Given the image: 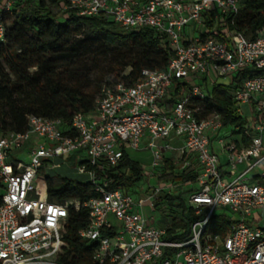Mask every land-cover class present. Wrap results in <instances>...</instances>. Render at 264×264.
<instances>
[{"label":"built area","instance_id":"obj_1","mask_svg":"<svg viewBox=\"0 0 264 264\" xmlns=\"http://www.w3.org/2000/svg\"><path fill=\"white\" fill-rule=\"evenodd\" d=\"M26 1L0 0V41L2 13ZM60 9L151 29L166 38L172 55L165 69L142 68L131 84L110 79L92 111L72 116V133L63 132L61 119L37 115L28 116L24 130L0 129V264H68L62 248L69 207L89 210L78 232L93 244L89 264H264V30L254 38L236 30L239 0H60ZM220 77L237 84L233 110L246 119L241 133L224 137L217 134L222 113L204 114L193 103L196 98L202 103ZM178 82L188 88L170 104ZM142 139L151 153L149 177L160 174L170 152L178 154L179 169L191 167L188 173L196 174L187 203L197 217L181 239L142 212L146 205L153 208L161 190L170 191V181L136 201L131 190L110 187L111 179L87 168L117 164L123 150L139 149ZM74 152L75 171L86 176L96 195L49 200L39 173L58 166L54 158ZM217 209L229 215L225 234L208 228Z\"/></svg>","mask_w":264,"mask_h":264},{"label":"trees","instance_id":"obj_2","mask_svg":"<svg viewBox=\"0 0 264 264\" xmlns=\"http://www.w3.org/2000/svg\"><path fill=\"white\" fill-rule=\"evenodd\" d=\"M239 1L234 26L244 36L254 38L264 30V0ZM1 20L5 36L0 41L2 131L24 130L28 116L37 115L61 119L63 132L72 133L69 129L72 116L94 109L109 77L131 84L142 68L165 69L172 55L162 34L147 28H126L100 14L85 17L64 12L60 9V0L17 3L10 13H2ZM258 72L244 71L239 77ZM235 86L232 82L216 83L207 88L208 94L202 103L198 98L193 101L203 106L204 114L212 110L221 112L223 127H229L233 134L241 133L246 122L233 110L231 91ZM187 88V83H176L168 102L173 103ZM242 140L248 142L246 136ZM87 168L94 170L98 177L111 179L110 187L126 190H131L144 176L143 167L127 150H123L122 158L115 165L100 163ZM177 168L172 158L165 159L156 179L159 183L171 181L172 187L170 191L161 190L153 201L155 210L180 214V219L172 218L167 227L173 239L185 237L188 226L197 217L187 203L191 189L186 185L196 174L177 171ZM45 182L47 197L52 201L63 202L69 198L83 201L96 195L86 176L84 179L46 176ZM88 214L87 207L68 209L62 248V260L68 264L90 262L93 244L78 235L86 225ZM229 223L228 213L217 209L210 216L208 228L225 234Z\"/></svg>","mask_w":264,"mask_h":264},{"label":"rangeland","instance_id":"obj_3","mask_svg":"<svg viewBox=\"0 0 264 264\" xmlns=\"http://www.w3.org/2000/svg\"><path fill=\"white\" fill-rule=\"evenodd\" d=\"M54 11H56L58 14L60 13L58 12L57 9H54ZM110 79L112 78L109 77V80ZM213 79L214 78L212 77V75H209L208 82L209 83L212 82ZM190 81H191V85L197 84L193 80H190ZM216 82L227 85L229 83V79L225 77H220L217 79ZM200 87L204 89V85H201ZM229 130H230L229 127H221L218 130L217 134L218 136H221V137L230 136L232 135V133ZM215 137L216 136L214 134L212 136V147L214 151L218 153L219 149L216 144V140L214 139ZM130 155L132 159L138 161L141 164V166L143 167V173H144V176L134 186H132V188H130L132 190L131 191L132 196L137 201L142 197H146L151 192L152 188L158 186L159 182L157 181L156 177L148 176V174L151 171V167L148 161L149 160L148 153L146 151H142L140 153L138 151L131 150ZM84 156H85V153L82 152L80 154V157H84ZM19 157L22 158L21 155H19ZM76 158H77V152H74L69 155H62V156L56 157L54 158L53 163H59V165L53 168H46V169L44 168L41 171V173H39L38 176L45 178L46 176L56 177V176H61V175H69L77 179H84L85 175L78 174L74 169L73 164L76 162ZM24 160L26 161L27 159L24 158ZM180 165H181V161L177 160L175 163V166L179 168ZM178 168H177V171L181 170ZM169 184L172 185L171 183ZM142 212H143V215L147 217L151 221V223L156 225L157 227L167 226L170 223L172 218H176L177 220L180 219V214L178 212H172V211L161 212L147 205L142 207ZM261 224H264V218H262L260 225Z\"/></svg>","mask_w":264,"mask_h":264},{"label":"crops","instance_id":"obj_4","mask_svg":"<svg viewBox=\"0 0 264 264\" xmlns=\"http://www.w3.org/2000/svg\"><path fill=\"white\" fill-rule=\"evenodd\" d=\"M210 88V87H209ZM145 143H146V140H144V139H142L141 140V146L142 147H140L139 149H128L127 151H128V153L130 154V151L132 150H134V151H138V152H142V151H146L147 153H148V161H149V164H150V159H151V153H150V150L148 149V148H145L144 146H145ZM173 143L174 144H178L179 143V141L176 139H174L173 140ZM168 155L169 156H167V158H172V161L174 162V163H176V161L178 160V154H176L175 152H170V153H168ZM131 156V155H130ZM188 161L192 164L194 161H195V159H194V157L192 156V155H189L188 156ZM190 167V166H189ZM191 168V167H190ZM190 168H187L186 170H185V172L186 173H188V171H189V169ZM157 177V176H156ZM159 184H161V183H159ZM188 187H191L192 186V184H190V181H188L187 182V184H186Z\"/></svg>","mask_w":264,"mask_h":264}]
</instances>
